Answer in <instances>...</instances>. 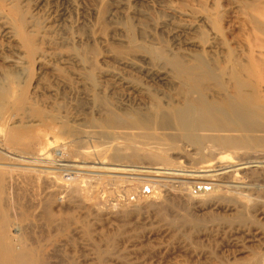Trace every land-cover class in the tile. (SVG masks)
Returning a JSON list of instances; mask_svg holds the SVG:
<instances>
[{
	"label": "rangeland",
	"instance_id": "1",
	"mask_svg": "<svg viewBox=\"0 0 264 264\" xmlns=\"http://www.w3.org/2000/svg\"><path fill=\"white\" fill-rule=\"evenodd\" d=\"M248 1L0 0V97L8 103L24 96L31 109L38 110L37 116L42 113V127L31 136L41 137L42 143L52 138L55 148L62 140L53 129L61 122L86 127L103 116L108 103L130 113L144 109L140 102L151 95L153 103L167 109L172 94L158 75L172 73L153 54L193 55L199 52L194 47L198 44L206 51L205 42L214 29L224 47L234 48L252 28ZM140 89L147 95H139ZM13 121L2 127L25 125L20 119ZM189 157L194 167L201 164L199 158ZM242 158L257 163L264 160V151ZM260 170L251 168L234 179L258 199L253 207L232 194L237 204L244 203L240 216L219 198L191 208L180 198L165 196L157 199L158 205H144V211L128 210L114 218L103 214L104 219L89 222L73 211L59 220L35 217L23 223L35 233L31 236L39 244L41 264H263L264 169ZM73 185L85 188V181ZM18 186L34 201L45 194L35 183ZM113 193L114 198H124L121 192ZM103 196L109 197L107 192ZM18 201L24 204L20 195Z\"/></svg>",
	"mask_w": 264,
	"mask_h": 264
},
{
	"label": "bare ground",
	"instance_id": "2",
	"mask_svg": "<svg viewBox=\"0 0 264 264\" xmlns=\"http://www.w3.org/2000/svg\"><path fill=\"white\" fill-rule=\"evenodd\" d=\"M245 7L251 32L247 30L249 36L242 35L234 48L224 47L214 29L205 42L206 51L198 44L194 47L199 52L193 55L167 58L153 52L172 73L158 75L172 94L167 109L153 103L151 95L140 102L144 109L130 113L108 103L103 116L86 127L61 122L53 129L62 140L55 148L52 138L42 143L41 137L31 136L42 127V113L37 116L38 110L31 109L24 96L8 103L0 97V114L6 116L0 120V264H41L39 244L32 239L35 233L23 223L35 217L59 220L75 211L86 221L103 214L114 218L144 205H158L157 199L165 196L180 198L191 208L219 198L240 216L245 213L244 203L237 204L232 197L237 194L254 207L258 199L254 201L234 179L251 168L264 169V160L242 158L264 151V0H249ZM204 25L209 27V22ZM142 90L139 95H147ZM15 119L25 125L2 127ZM189 156L199 158L201 164L194 167ZM76 180L85 181V188L74 186ZM28 183L45 194L34 201L20 193L18 185ZM103 183L116 187L106 188ZM113 192L123 193L124 198L112 197Z\"/></svg>",
	"mask_w": 264,
	"mask_h": 264
}]
</instances>
